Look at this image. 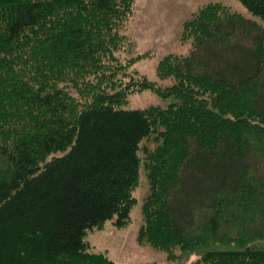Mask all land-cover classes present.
<instances>
[{
    "label": "trees",
    "instance_id": "1",
    "mask_svg": "<svg viewBox=\"0 0 264 264\" xmlns=\"http://www.w3.org/2000/svg\"><path fill=\"white\" fill-rule=\"evenodd\" d=\"M239 1L264 21V0ZM133 2L0 0V264H122L85 236L128 222L147 138L139 241L264 264V28L204 4L182 24L187 53L156 67L169 86L124 81ZM145 89L169 103L123 107Z\"/></svg>",
    "mask_w": 264,
    "mask_h": 264
},
{
    "label": "rangeland",
    "instance_id": "2",
    "mask_svg": "<svg viewBox=\"0 0 264 264\" xmlns=\"http://www.w3.org/2000/svg\"><path fill=\"white\" fill-rule=\"evenodd\" d=\"M219 2L247 18L259 23L257 16L251 14L239 0H134L131 13L120 32L131 42L116 56L125 64L132 62L126 68L125 81H129L136 73L154 82L157 86L165 87L170 79L160 80L156 75L159 61L168 54H186L190 44L181 43L180 33L182 24L189 19L193 12L207 3ZM77 95L76 93L74 94ZM169 98H162L150 89L133 91L128 94L123 107L127 109H144L150 106H165ZM153 138L140 142L138 156L140 159L137 183L131 191L134 200L128 222L122 226L115 225V217L105 222L100 229L88 230L85 241L92 251L105 253L110 260L122 264H192L196 256L187 260H167L166 253L153 249L138 239L142 222V205L149 190V180L145 166L147 151L154 147ZM59 155V154H55Z\"/></svg>",
    "mask_w": 264,
    "mask_h": 264
},
{
    "label": "bare ground",
    "instance_id": "3",
    "mask_svg": "<svg viewBox=\"0 0 264 264\" xmlns=\"http://www.w3.org/2000/svg\"><path fill=\"white\" fill-rule=\"evenodd\" d=\"M261 20V19H260ZM262 22H264L263 20H261ZM132 207V206H131ZM130 210H131V208H130ZM130 210H129V216H130ZM142 214V222H144V216H143V213H141ZM107 222V221H106Z\"/></svg>",
    "mask_w": 264,
    "mask_h": 264
}]
</instances>
